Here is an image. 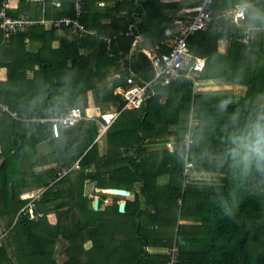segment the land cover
Here are the masks:
<instances>
[{
    "label": "trees",
    "instance_id": "16d2710c",
    "mask_svg": "<svg viewBox=\"0 0 264 264\" xmlns=\"http://www.w3.org/2000/svg\"><path fill=\"white\" fill-rule=\"evenodd\" d=\"M15 1L28 8L26 18L43 15L44 23L6 42L0 29V221L10 227L0 264H166L173 245L177 264H264V164L245 168L231 154L246 119L264 111V0H213L215 18L194 47L192 35L186 41L189 53L205 60L193 76L199 88L191 80H160L132 109L117 89L127 88V76L148 82L153 73L143 49H132L129 27L167 53L163 42L172 38L175 16L161 12L176 14L191 3L137 0L144 12L135 0H78V11L76 0ZM3 4L8 16H22ZM41 5L55 13L47 17ZM236 5L245 13L238 28L228 15ZM64 18L94 35L51 47L55 31L68 30L55 26ZM245 29L247 44L237 41ZM222 82L225 89L200 90ZM66 108L91 119L55 138L51 120ZM110 113L116 117L98 145L97 121ZM112 189L129 197L102 192ZM27 193L32 197L22 199ZM108 196L109 208L125 201L122 213L93 210L95 197L104 205ZM30 201L35 219L17 217ZM75 211L78 223L71 221Z\"/></svg>",
    "mask_w": 264,
    "mask_h": 264
},
{
    "label": "built area",
    "instance_id": "2783aa9c",
    "mask_svg": "<svg viewBox=\"0 0 264 264\" xmlns=\"http://www.w3.org/2000/svg\"><path fill=\"white\" fill-rule=\"evenodd\" d=\"M213 0H201L200 4L191 9L190 13H193V16L190 21H175L173 24V35L170 39V46H168L169 51L167 53H160L158 47L152 49V51H144V55L149 60L151 70L153 73L152 79L148 82H143L139 78L134 76H127L126 78V89H117L119 95L121 96L122 102H124V108L132 109L139 107L142 102L149 95V92L153 93L152 85L160 80L164 83L169 81L184 79L193 81V76L202 71L204 67V58L193 56L189 53L188 47L186 44L187 38L193 35L194 33L205 30L209 23L215 18L212 16L209 6ZM78 0L75 2V9L78 11ZM102 5V4H99ZM229 22L236 27L240 26L241 22L244 19V7L240 5L234 6L231 11L228 13ZM0 29L3 34V42H6L9 36H11L16 31L22 30L34 26L36 24H43L44 20H31L25 16H19L18 18H12L6 14L5 5L0 9ZM65 26L68 30L76 33H85L88 32L81 23L76 20L71 19H60L55 23V26ZM129 31L126 35L133 36V41L131 44L132 49H135L137 43L140 41L139 35H133L132 28L129 27ZM249 31H242L241 35L237 38L238 42L243 44L248 43ZM108 47L110 44V39L108 37H102ZM227 41H224L226 44ZM194 89L199 88L196 82L193 81ZM116 92V93H117ZM116 114H104L100 115L101 120L97 121L98 127L97 130L99 135L104 134L108 127L113 122ZM91 119L90 116H83L79 109H68L66 108V113L61 115L58 118L51 120L52 123V135L53 137H58L60 129H67L76 125L81 120ZM97 136L96 140L99 138ZM188 147H186L187 149ZM190 164H186L185 169L183 170V176L188 173ZM72 168L64 169L63 174L70 171ZM188 179L184 178L183 187L186 186ZM40 198L39 194L34 197V200ZM27 215L29 220L35 219L34 215V206L32 201H30L25 208H22L17 217L20 215ZM14 223V222H13ZM13 225V224H12ZM9 230V229H8ZM7 231L0 232V248L3 246V238L6 235ZM169 256L166 264H177V254L178 248L173 245L169 249Z\"/></svg>",
    "mask_w": 264,
    "mask_h": 264
},
{
    "label": "crops",
    "instance_id": "0c3cea01",
    "mask_svg": "<svg viewBox=\"0 0 264 264\" xmlns=\"http://www.w3.org/2000/svg\"><path fill=\"white\" fill-rule=\"evenodd\" d=\"M39 1V0H38ZM163 2H166V3H182V5L183 4H189V3H191V5L193 4V3H197L198 5L200 4V2H201V0H162ZM138 1L137 0H135V3L137 4V5H139L140 7H142L143 9H144V12H147L149 9H148V7H147V5L146 4H138L137 3ZM52 3L53 4H55V6H58L59 5V3L57 2V0H52ZM8 4H9V6L12 8V9H15L16 10V13H17V15H24V16H27L28 15V8H25V7H19L18 5H17V3H16V1L15 0H8ZM104 5H105V3H104ZM190 5V7L189 8H185V9H177V13L175 14L174 12H175V9L174 10H172V9H166V8H164L163 10H162V14H163V16L164 17H166V18H173L174 16H175V19L173 20V24H174V22L175 21H177V20H179V21H183V22H188L189 20L188 19H186L187 17H184V18H182L181 16H183V15H186V13H189L190 12V10L191 9H193V8H195V6H191ZM101 6V5H100ZM102 6H103V4H102ZM101 6V7H102ZM106 6H111V4H106ZM197 7V6H196ZM44 8H46V10L48 11V13H47V17H51V14H53V13H55V11L50 7V6H45V5H41V13L43 14V11H44ZM36 13H37V11H36ZM35 13V14H36ZM37 15V14H36ZM43 15H40V18L41 19H43L44 20V18L42 17ZM176 17H178V18H176ZM47 23H48V21H47ZM230 25L231 26H234L235 28H238V27H236L235 25H233V24H231L230 23ZM244 31V30H243ZM75 34H79V33H76V32H73V31H70V30H63V29H59V30H57V31H55V35H54V40H53V42H51V47H54V48H57V47H59L60 45H61V43L63 42V40H66V41H68V42H71L72 41V39L74 38V36H75ZM81 34V33H80ZM85 34H88V35H94V31H89V32H85ZM139 36H140V41H141V35L139 34ZM9 39V38H8ZM7 39V40H8ZM169 40H166V41H164V42H166V44H167V47L168 46H170V43L168 42ZM224 41H225V39L224 40H222V41H220L219 43H218V45H217V49H218V51L219 52H221V53H223L224 52V48L226 47V44H224ZM153 45V44H152ZM156 47V44H154L153 45V48H155ZM221 47V48H220ZM134 50V49H133ZM130 53L131 52H129L128 54H127V57H129V55H130ZM0 78L2 79V80H4V71H1L0 72ZM210 84H215V83H210ZM88 190H91V189H88ZM96 191H98V190H96ZM103 193H106V194H110V190H105V191H102ZM35 194L36 193H38V192H34ZM129 196H127V197H125V198H128ZM98 200V197H95L94 198V200ZM120 201V200H119ZM118 201V202H119ZM118 202H116V203H118ZM108 203H106V202H104V206H106ZM6 231H8V229L6 230ZM158 252H160V250L158 251Z\"/></svg>",
    "mask_w": 264,
    "mask_h": 264
},
{
    "label": "clouds",
    "instance_id": "9594fccd",
    "mask_svg": "<svg viewBox=\"0 0 264 264\" xmlns=\"http://www.w3.org/2000/svg\"><path fill=\"white\" fill-rule=\"evenodd\" d=\"M234 143L236 146L231 149V154L245 168L254 163L257 167L264 164V111L246 119L243 134Z\"/></svg>",
    "mask_w": 264,
    "mask_h": 264
},
{
    "label": "water",
    "instance_id": "95a60500",
    "mask_svg": "<svg viewBox=\"0 0 264 264\" xmlns=\"http://www.w3.org/2000/svg\"><path fill=\"white\" fill-rule=\"evenodd\" d=\"M137 46L142 48L144 51H152L153 49V45L150 42V40L141 35V41H139L137 43ZM110 194L115 195L117 197H127L129 196V192L125 191V190H119V189H112L110 190ZM125 207V201L121 200L116 204H113L110 208L106 207L104 205H98V200H94L93 202V210L97 211V212H104V211H113V212H119L122 213ZM71 221H74L75 223L79 222V216H78V212L75 211L72 215H71Z\"/></svg>",
    "mask_w": 264,
    "mask_h": 264
},
{
    "label": "rangeland",
    "instance_id": "374dc122",
    "mask_svg": "<svg viewBox=\"0 0 264 264\" xmlns=\"http://www.w3.org/2000/svg\"><path fill=\"white\" fill-rule=\"evenodd\" d=\"M190 13V12H189ZM218 14V13H217ZM182 18H184V17H187L186 15H183V16H181ZM241 26V25H240ZM240 26H238V27H240ZM200 33L201 32H198V33H196V34H194V35H192L191 37H190V42H192V46L194 47L195 46V44L198 42V39H199V36H200ZM169 43H170V40L168 41ZM163 45L164 46H166L167 47V44H166V42H163ZM221 48V47H220ZM227 87V84L225 83V82H222V83H215V84H203L201 87H200V90L201 91H218V90H221V89H225ZM233 93L235 94V95H239L240 94V90H233ZM242 94V93H241ZM116 95L117 96H119L120 97V95H119V92H117L116 93ZM92 110H93V108H92ZM96 110L97 109H94V111L93 112H90V113H100V111H98V112H96ZM98 121H99V119H98ZM104 134H101V135H99V138L96 140V141H99L98 143V145H100V144H102V143H104V141L102 140L103 138H102V136H103ZM39 170H41L40 168H38V171ZM32 195H33V193H27V194H24V195H22V199H27V198H31L32 197ZM108 195V194H107ZM112 197V196H111ZM111 197L110 196H108L107 198H106V200H105V202L106 203H110V200H111ZM15 222V221H14ZM2 223V221H0V232H2V231H6L7 229H10V227L9 228H4L3 227V225L1 224ZM57 248H59L60 250H63L59 245H57Z\"/></svg>",
    "mask_w": 264,
    "mask_h": 264
}]
</instances>
